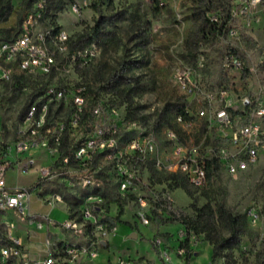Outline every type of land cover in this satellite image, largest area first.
<instances>
[{
	"label": "rangeland",
	"instance_id": "374dc122",
	"mask_svg": "<svg viewBox=\"0 0 264 264\" xmlns=\"http://www.w3.org/2000/svg\"><path fill=\"white\" fill-rule=\"evenodd\" d=\"M22 1L5 0L10 7L6 20L0 21V35L25 31L34 38L41 36L39 45L49 52L53 66L48 74L34 76L14 68L0 106L4 148H12L19 139L31 102H49V120L54 123L63 117L66 109L55 100L52 89L65 88L71 96L80 88L88 101L86 114L91 106H100L106 128L116 129L122 152L128 150L130 140L149 137L156 147L153 157L163 162L173 160L176 142L198 145L207 132L206 120L196 118L195 87L224 89L233 100L249 94L264 101V0ZM27 16L33 20L25 26ZM229 55L240 60V67L225 65ZM186 68L191 76L183 86L175 74ZM179 109L192 127L186 129L176 121ZM214 135L215 130L208 134L203 152L221 146ZM77 138L71 127L64 143L71 146ZM24 155L42 156L36 148ZM155 159L138 166L140 182L134 194L119 190L115 170L100 160L105 171L102 187L90 191L60 181L42 185L44 197L53 190L62 202L52 208L32 193L30 211L49 212L51 219L62 222L67 214L78 216L93 200L102 207L103 220L118 217L112 232L104 222L99 238L105 246L92 264H115L118 259L126 264H167L168 258L170 264H264V162L236 174L219 164L206 185L193 188L175 183L173 173L161 170ZM6 177L9 185L25 187L36 181L37 174L10 170ZM150 192L169 198L174 215L152 211L149 223L142 225L137 197ZM220 206L243 223L239 244L231 248H217L228 237L227 225L218 214ZM180 215L201 216L205 232L186 229L177 220ZM11 221L20 224L17 217ZM22 226L30 232L29 247L36 251L46 233L30 224ZM54 232L69 243L87 239ZM14 233L26 238L23 230Z\"/></svg>",
	"mask_w": 264,
	"mask_h": 264
},
{
	"label": "built area",
	"instance_id": "2783aa9c",
	"mask_svg": "<svg viewBox=\"0 0 264 264\" xmlns=\"http://www.w3.org/2000/svg\"><path fill=\"white\" fill-rule=\"evenodd\" d=\"M32 20L33 16H27L23 23L27 26ZM40 37L34 38L25 31L8 37L0 35V106L3 91L13 79L14 68L27 76L50 72L53 59L39 45L43 39ZM225 63L235 68L241 65L233 55L227 56ZM189 76V68L175 74L178 83L183 86ZM192 91L198 106L196 118L206 120L207 132L198 145L187 146L176 142L171 162L153 157L156 147L149 137L130 140L128 150L122 152L115 138L116 129L106 128L100 106H91L89 115L86 114L88 101L80 88L71 96L65 88L52 89L55 100L66 109L63 117L55 123L49 120V102H31L15 145L12 148L0 145V264H75L80 258L97 257L103 246L99 235L105 229L102 207L93 203L91 196L88 197L91 202L83 206L78 216H68L62 222L51 219L49 212L31 213L30 200L34 193L43 205L52 208L62 202L61 195L53 190L45 197L43 195L42 185L56 181L75 183L90 191L97 190L104 183L105 171L98 164L100 160L107 161V165L115 170L119 190L132 194L140 182L138 166L149 159H155L161 170L185 177L193 188L206 184V160L210 157L216 158L230 174L264 162V101L259 96L247 94L233 100L224 89L215 92L195 87ZM176 121L186 129L193 126L191 120H184L181 115L176 117ZM71 127L76 130L78 138L68 146L64 138ZM213 130L214 139L221 146L215 152H203L202 145ZM168 136L176 139L173 132H168ZM31 148L39 149L42 156H25ZM10 170L22 174L35 173L37 179L29 186H11L6 177ZM137 203L142 225L149 223L152 211L166 217L174 215L169 198H158L153 192L149 196L137 197ZM14 217L20 224L15 225L11 221ZM28 224L46 233L36 251L29 247L30 232L22 226ZM55 229L72 236L86 235L87 239L83 243H69L59 238ZM15 230H23L26 238L17 236ZM113 230L114 227L110 232ZM166 263L170 264L169 258ZM115 264H126V261L118 259Z\"/></svg>",
	"mask_w": 264,
	"mask_h": 264
},
{
	"label": "trees",
	"instance_id": "16d2710c",
	"mask_svg": "<svg viewBox=\"0 0 264 264\" xmlns=\"http://www.w3.org/2000/svg\"><path fill=\"white\" fill-rule=\"evenodd\" d=\"M24 1L26 2V0H23L22 2H24ZM7 4H8V2H5V0H0V5H1L0 6V9H1L0 21L6 20V16L9 12V7H10V6H8V8H7ZM2 36L8 37L4 34ZM178 111H179L178 115H181L184 120H189L188 116L184 113V111L182 109H179ZM206 164H207V167H206V183H207V180L210 178L213 170L220 163L217 161L216 158L210 157L206 160ZM173 180L175 183H177V181H181V182L187 184L188 186H190L187 183L185 177H183V176L173 175ZM218 214H219L220 219L224 220L226 225H227L228 237L223 238L221 240V243L217 245V248L218 249L231 248L234 245H238L239 244V236L243 232V223L239 220L238 217H233L230 214V212L225 209L224 206L219 207ZM200 219H201V216H199V215L196 216L195 218L180 215L177 220L186 229H188V230L193 229L195 231V233H202V232H205V229L203 228V225H201ZM103 221L106 222V224H108L107 230L110 231L113 227H115V224L117 222H119V218L118 217L111 218V217L106 216ZM214 249H216V243H214Z\"/></svg>",
	"mask_w": 264,
	"mask_h": 264
},
{
	"label": "crops",
	"instance_id": "0c3cea01",
	"mask_svg": "<svg viewBox=\"0 0 264 264\" xmlns=\"http://www.w3.org/2000/svg\"><path fill=\"white\" fill-rule=\"evenodd\" d=\"M12 186V185H11ZM50 215V214H49ZM69 216V214H67V217ZM51 217V215H50ZM116 231H118V229H116ZM103 241V240H102ZM103 246H105V242L103 241L102 243ZM102 246V247H103ZM83 261H89L88 263L92 264V259H88V258H80L75 264H81L83 263Z\"/></svg>",
	"mask_w": 264,
	"mask_h": 264
},
{
	"label": "water",
	"instance_id": "95a60500",
	"mask_svg": "<svg viewBox=\"0 0 264 264\" xmlns=\"http://www.w3.org/2000/svg\"><path fill=\"white\" fill-rule=\"evenodd\" d=\"M132 237H133V238L136 237V234L133 233V234H132Z\"/></svg>",
	"mask_w": 264,
	"mask_h": 264
}]
</instances>
